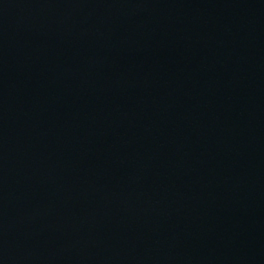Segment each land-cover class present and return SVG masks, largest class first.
<instances>
[{"label": "water", "instance_id": "95a60500", "mask_svg": "<svg viewBox=\"0 0 264 264\" xmlns=\"http://www.w3.org/2000/svg\"><path fill=\"white\" fill-rule=\"evenodd\" d=\"M0 264H264V0H0Z\"/></svg>", "mask_w": 264, "mask_h": 264}]
</instances>
